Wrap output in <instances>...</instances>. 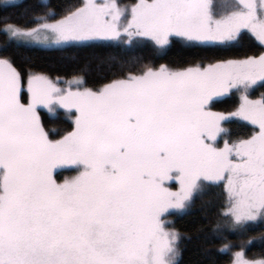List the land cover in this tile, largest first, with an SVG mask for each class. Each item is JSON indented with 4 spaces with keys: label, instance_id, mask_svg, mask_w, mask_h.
<instances>
[{
    "label": "snow or ice",
    "instance_id": "obj_1",
    "mask_svg": "<svg viewBox=\"0 0 264 264\" xmlns=\"http://www.w3.org/2000/svg\"><path fill=\"white\" fill-rule=\"evenodd\" d=\"M0 9V264H182L193 240V264H264V0ZM53 45L180 54L97 55L109 74L88 84L87 65L53 77L20 52ZM230 121L249 131L232 137ZM196 199L210 227H177Z\"/></svg>",
    "mask_w": 264,
    "mask_h": 264
},
{
    "label": "trees",
    "instance_id": "obj_2",
    "mask_svg": "<svg viewBox=\"0 0 264 264\" xmlns=\"http://www.w3.org/2000/svg\"><path fill=\"white\" fill-rule=\"evenodd\" d=\"M233 2V0H231ZM27 2V0H24ZM122 2H128V0H122ZM219 0H214L215 5L218 4ZM3 9H0V15L4 14ZM8 12H15V9H9ZM20 52L27 57L31 58L33 66L37 69L44 70L51 74L53 77L56 75L69 76L73 72L80 71L84 69L87 65L84 75L88 84H94L104 79L109 74L107 65L103 63H97L94 57L97 55H112L116 58L124 61L131 60H143L147 62L152 60L153 62L159 63L164 59L169 57H175L179 55V50L173 48L167 55L161 56L159 53L155 52L149 45H129L122 46L118 45L113 48H86L78 46L70 47H57V48H44L40 46L31 47H21ZM18 63L23 64L22 60H18ZM259 89H257L256 94H259ZM237 96L233 95L231 97H223L218 99V101L213 105L214 110H224L230 108L234 103L237 102ZM65 123H70V121L65 120ZM225 127L229 129L230 135L232 137L244 135L249 131V129L242 125L239 121H230L225 124ZM226 137H221L219 141H223ZM68 175L70 173H63ZM177 227L191 231L193 227L203 222L209 225L208 220L205 217L204 209L201 206L200 199H196L192 206L182 215L175 217ZM259 225H251L249 228V233L255 235L260 231ZM235 238V237H232ZM218 247V245H217ZM258 246H252L249 248V253L258 251ZM220 257V264H223V257ZM199 258V249L197 247V242L195 240L186 242L183 252L182 264H193V261Z\"/></svg>",
    "mask_w": 264,
    "mask_h": 264
},
{
    "label": "rangeland",
    "instance_id": "obj_3",
    "mask_svg": "<svg viewBox=\"0 0 264 264\" xmlns=\"http://www.w3.org/2000/svg\"><path fill=\"white\" fill-rule=\"evenodd\" d=\"M232 3L233 2L231 0H219L218 4L215 5L214 0H213V11L216 13H221V12L227 11L232 7ZM40 47H44V46H40ZM57 47L58 46L53 45V46H48V47H44V48H57ZM219 143L222 146L223 141H219Z\"/></svg>",
    "mask_w": 264,
    "mask_h": 264
}]
</instances>
